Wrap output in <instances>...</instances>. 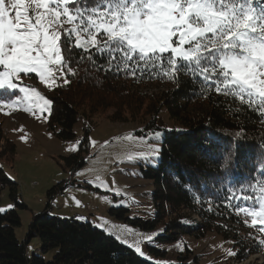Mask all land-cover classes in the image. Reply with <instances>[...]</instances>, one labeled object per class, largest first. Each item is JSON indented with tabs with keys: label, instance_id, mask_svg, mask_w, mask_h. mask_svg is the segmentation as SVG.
Segmentation results:
<instances>
[{
	"label": "trees",
	"instance_id": "trees-1",
	"mask_svg": "<svg viewBox=\"0 0 264 264\" xmlns=\"http://www.w3.org/2000/svg\"><path fill=\"white\" fill-rule=\"evenodd\" d=\"M96 60L104 63L101 57ZM72 67L77 74L68 76L70 83L49 95L53 104L47 122L58 139L75 138L72 128L79 117L86 121L107 112H113L112 122L142 123L143 135L162 134L157 163L140 169L142 178L152 183V216L127 221L145 230L161 226L155 241L162 243L175 242L182 235L203 237L214 232L234 241L236 263L264 251L259 226L251 227L252 238L240 232L235 235L231 229L242 224L239 207L251 202L232 200L229 206L225 198L238 185L264 182V118L214 90L202 95L201 85L186 75H180L177 83L147 73L133 78L105 72L88 60L73 62ZM163 110L168 123L161 117ZM89 130L90 123L83 127V142ZM82 148L61 158L64 168L73 172L85 164ZM14 155L15 145L4 136L0 122V161L13 163ZM66 185L51 187L47 197L63 193ZM3 188L8 189L10 199L25 207L17 203V184L0 167V191ZM47 209L48 205L32 216L23 240L14 232L20 224L18 213L14 209L0 212V264H154L90 222L51 216ZM115 210L109 213L123 219L126 210ZM193 216L199 222L185 219ZM32 238L38 240L41 255L26 253ZM48 252L53 255L46 261L42 255ZM178 259L177 264H186V256ZM195 262L191 264H199Z\"/></svg>",
	"mask_w": 264,
	"mask_h": 264
},
{
	"label": "snow or ice",
	"instance_id": "snow-or-ice-1",
	"mask_svg": "<svg viewBox=\"0 0 264 264\" xmlns=\"http://www.w3.org/2000/svg\"><path fill=\"white\" fill-rule=\"evenodd\" d=\"M82 60L133 78L178 83L186 75L202 95L214 90L264 118V0H0V112L22 109L47 121L53 101L25 78L35 74L52 90L59 80L69 84ZM225 198L229 206L251 202L239 207L252 218L243 223L264 235V182L238 185ZM135 251L144 255L139 243Z\"/></svg>",
	"mask_w": 264,
	"mask_h": 264
},
{
	"label": "rangeland",
	"instance_id": "rangeland-1",
	"mask_svg": "<svg viewBox=\"0 0 264 264\" xmlns=\"http://www.w3.org/2000/svg\"><path fill=\"white\" fill-rule=\"evenodd\" d=\"M30 77L25 78L24 83L36 87L48 99L58 88L49 90L39 82L35 74H30ZM58 83L60 86L64 85L62 80ZM2 95L0 92V96ZM15 95H19V92H14L13 96ZM8 111L5 109L0 112V122L4 136L15 145V155L13 163L2 160L0 167L17 184V203L25 207L10 199L8 189L3 188L0 191V208L14 209L18 213L20 224L14 229L18 240L24 239L32 216L42 212L48 205L49 215L90 222L134 251L139 243L144 255L135 252L154 264H177L178 256H186V264L196 263L195 260L199 264H264V251L251 255L244 262L236 263L234 256L228 254L229 250L235 252L234 241L225 240L214 232H207L203 237L182 235L175 242L162 243L155 241L156 236L162 233L161 226L145 230L125 219H149L152 216V183L142 178L140 169L157 163L162 138L160 132L143 135L142 123L112 122L109 117L113 112H107L94 114L86 121L79 117L72 128L75 138L60 140L55 131L49 128L48 119H37L22 109L5 114ZM44 115L49 117L48 113ZM161 117L168 123L165 110L161 112ZM89 123V134L83 142V127ZM21 137H26V141ZM90 140L95 144L90 143ZM77 141H80L77 150L69 151ZM80 145L83 147L82 157L85 164L71 172L69 168L63 167L61 158L78 152ZM151 149L158 151L152 154ZM140 152L149 155L142 158L137 155ZM129 156L132 157L131 160ZM97 176L104 182L99 187L96 186L100 184ZM60 183L67 184L63 193L49 199L47 191ZM8 205L13 207L8 208ZM112 208L116 209L115 213L118 209H125L126 212L122 213L124 218L118 219L110 214L109 210ZM239 214L242 224L232 226V232L235 235H239V232L243 236L248 234V238H252L254 233L251 227L243 223L247 220L250 225L252 218L245 213ZM185 219L199 222L196 216ZM148 236L152 237L151 242L147 240ZM149 247H153L155 251H150ZM26 253L29 256L41 255L36 238L27 243ZM52 255L53 252H48L42 257L48 261Z\"/></svg>",
	"mask_w": 264,
	"mask_h": 264
}]
</instances>
